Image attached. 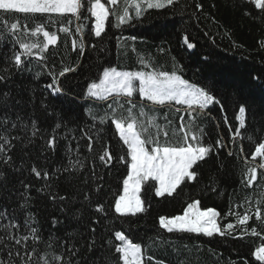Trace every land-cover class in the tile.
I'll list each match as a JSON object with an SVG mask.
<instances>
[{"label":"trees","instance_id":"obj_1","mask_svg":"<svg viewBox=\"0 0 264 264\" xmlns=\"http://www.w3.org/2000/svg\"><path fill=\"white\" fill-rule=\"evenodd\" d=\"M196 3L202 5V10L196 9ZM17 16L21 25L27 23L29 29L33 27L31 20H24L23 14ZM35 19L43 20L44 17ZM109 20L114 24L113 17L110 16ZM11 22H15V18ZM2 23L0 22V27ZM86 23L88 27L84 29L85 50L82 56H77V52L71 50V39L79 41V37H67L63 33H58V45L50 46L49 53L45 54L50 56L46 63L51 67L54 61L57 71L62 64L76 67V62L79 61L75 72L66 73L59 78L62 93H53L47 87L52 78L41 67V61L34 57L28 59L24 70L13 69L10 80L0 83V97L3 93H8L7 106L0 105V117L7 116L16 120L19 116L29 125L35 120L41 130L33 137V143L23 151L19 146L13 150L15 168L0 165V209L7 210L10 214L14 210L15 221L21 226L28 212H31L38 221L33 226L38 227L45 238L51 233L53 238L59 237L67 243L77 241L78 246L89 238L88 224L90 218L97 214L84 201V193L88 192L93 205L106 201L107 208L117 191H122L126 164L113 160L104 166L98 158L93 159V155L85 147V132L95 142L97 130L101 129L100 135L114 155L123 154L127 148L119 140L114 125L110 122L99 124V116L104 114L106 104L100 108L95 127H89L93 121L87 109L93 102L86 97L85 92L87 85L96 79L103 67L119 65L129 70L138 69L136 54L131 52V48L135 47L141 54L150 57L158 67L162 66L170 72L174 66L182 69L177 74L192 83L206 86L221 101L224 111H221V105L213 104L206 110L208 114L199 117L198 122L205 129L203 140L206 144L212 143L215 146V141L222 137L224 147L211 154L206 161L200 162L198 182L181 185L172 197H155L154 193L149 194L146 213L138 214V217L117 218L114 226L120 229L123 225L125 234L134 242L142 244L145 259L147 260L148 255L153 256L151 264L157 260L163 264H179V261L185 259L192 264H259L254 252L256 247L264 243L261 238L264 236V224L255 219L254 211L256 200L260 198V186L264 185V169H258L257 181L251 188L245 187L240 181L248 167L261 162L259 157L256 161H252L251 157L255 147L264 142V48L260 47V42L264 41V11L256 9L245 0H180L169 8L150 9L141 18L133 19L130 24L119 29L106 24V33L102 34L101 39L89 34L94 18ZM75 26V22L70 25L73 32ZM58 27L59 25L50 26V30L57 31ZM185 35L190 37L195 48L186 47L183 43ZM132 37L136 38L134 42ZM92 44L96 47H91ZM125 45L128 46L127 49ZM13 50L20 49L5 30L3 39L0 40V68L4 67L6 58L12 56ZM241 105L246 107V127L241 129L242 136L233 140V133L239 127L236 116ZM175 107L181 106L174 105L171 110L166 107L160 111H171L175 126L178 127V117L184 112L182 110L179 114L175 113ZM57 122L62 126L57 129L55 150H51L45 145V139L50 137L41 136L50 134ZM160 122L164 123L163 120ZM230 128L232 131H229ZM249 136L252 137L251 140ZM229 151L234 155L229 156ZM77 156L84 162L83 169L71 175L65 172L58 180L51 177L47 182L53 183L54 190L67 197L65 201H52L49 199V190L45 188L46 181L37 178L31 168L35 166L51 175L57 168L67 165L70 157L75 160ZM245 160L248 164H245ZM100 176L103 180L98 179ZM25 184L31 187L25 189ZM97 185H103V190L99 193L96 192ZM213 185L215 191L212 190ZM41 188L45 190L38 191ZM25 191L31 197L28 209L20 208L23 202L20 194ZM141 195L143 198V190ZM246 196L250 198V204L245 203ZM192 199H200L202 207L215 208L222 218L230 208L234 212L243 213L245 208L251 207L253 214L247 227H256L261 236L246 235L242 239L238 238L239 228L233 236L211 238L169 234L159 228L158 220L161 215H182L187 202ZM111 215L115 217L114 212ZM53 217L59 221L55 226L52 224ZM125 220L134 223L129 227L124 223ZM228 222L235 223V217L221 219L222 224ZM103 231L97 225V233ZM158 233L164 238L163 241L157 236ZM21 234H24L23 229ZM111 238L114 240V236ZM67 243L64 246L65 255ZM114 243L118 244L119 241L114 240ZM28 244L31 246L32 241L29 240ZM185 245L189 247L185 249ZM96 254L98 253H94ZM105 254L113 259L119 255L114 253V249L108 250L107 245ZM3 255L0 252V257Z\"/></svg>","mask_w":264,"mask_h":264},{"label":"snow or ice","instance_id":"obj_2","mask_svg":"<svg viewBox=\"0 0 264 264\" xmlns=\"http://www.w3.org/2000/svg\"><path fill=\"white\" fill-rule=\"evenodd\" d=\"M179 2L180 0H0V22H3L0 27V40L3 39L6 30L20 49L13 50L12 56L7 57L4 67L0 68V83L10 80L13 69L24 70L28 59L34 57L41 61V67L45 68L52 78L47 87L52 89L53 93H62L63 88L59 78L64 77L66 73L75 72L79 67V61L76 62V67L62 64L59 71L55 69L54 61L53 66L49 67L46 61L50 56L45 54L49 53L50 46L58 45L60 40L58 33H63L67 37L78 36L79 41L71 39V50L77 52V56H82L85 50L84 29L88 27L86 23L88 20L94 18L89 34L101 39L102 34L106 33V24L119 29L123 25L130 24L133 19L141 18L150 9H165ZM245 2L264 11V0H245ZM195 7L197 10H202L200 3H196ZM17 14H23L25 21L31 20L33 27L29 29L27 23L21 25ZM110 16L114 18V24L109 20ZM36 17H44V19L37 20ZM12 18H15V22H11ZM74 22L76 26L73 32L70 25ZM54 25H59L57 31L50 30V26ZM131 39L134 42L136 38ZM183 43L188 49L196 47L187 35L183 36ZM65 47H67L66 43ZM91 47L95 48L96 45L92 44ZM124 47L127 49L128 46ZM260 47L264 48V41L260 42ZM131 52L136 54L138 69L129 70L119 65L103 67L96 79L87 85L85 92L86 97L93 102L87 109L93 121L89 127H95L100 108L106 104L104 114L99 116V124L105 125L110 122L114 125L115 132L118 133L119 140L126 146L127 151L114 155L104 143L100 135L101 129L97 130L95 142L92 136L81 129L87 138L85 147L93 155V159L98 158L104 166L113 160L126 164L122 191H117L113 202L107 208L106 201L96 202L93 205L91 196L88 192L84 193V201L89 207L94 208L97 215L90 218L89 238L79 246L77 241L67 243L59 237L53 238L51 233L45 238L40 229L33 226L38 221L31 212H28L21 226L15 221L14 210L10 214L7 210L0 209V221H6L0 223V252L4 254L0 257V264H151L153 262L151 255L147 256V260L145 259L146 253L142 244L134 242L129 235H126L123 225L117 229L114 220L138 217V214L146 213L149 194L154 193L155 197H172L181 185L198 182L200 162L206 161L211 154L224 147L222 137L215 141V146L204 142L205 129L198 119L208 114L206 110L210 105H221V111H224V108L221 101L206 86L192 83L177 74L178 71L182 72V69L174 66L170 72L162 66L158 67L150 57L141 54L135 47L131 48ZM137 96L139 99H135ZM7 103L8 93H3L0 97V105L6 107ZM174 105L181 106L174 108L175 113L179 114L182 110L184 112L178 117V127L175 126L171 111H160L166 107L171 110ZM238 111L236 119L239 121V127L233 133V140L241 137V129L246 127V107L241 105ZM161 120L164 123H161ZM61 126V123L57 122L50 134H42L41 138L50 137L45 139L48 149L55 150L57 129ZM229 131L232 129L230 128ZM40 132L35 120L29 125L19 116L16 120H11L7 116L0 117V165L15 168L13 150L19 146L23 151L33 143V137ZM249 139L251 140L252 137L249 136ZM78 151L79 146H77ZM228 155L234 154L229 151ZM258 157L261 162L256 166L248 167L242 175L240 182L245 187L251 188L257 181L258 169H264V142L255 147L251 159L256 161ZM245 164H248L247 160ZM83 167L84 162L77 156L75 160L70 157L67 165L57 168L51 175L35 166L31 168V172L37 178L46 181L45 188L49 190V199L55 202L65 201L67 197L55 191L53 183H47L50 178L55 177L58 180L63 173L67 172L71 175ZM98 179L103 180V177L100 176ZM84 182L87 183V180ZM24 187L28 189L31 186L25 184ZM45 188L38 191L43 192ZM102 190L103 185H97L96 192ZM212 190H216L214 185ZM20 195L23 198L20 208L28 209L31 197L26 191ZM259 197L256 200L254 215L258 222L264 224V208H262L264 185L260 186ZM245 203H251L248 196L245 197ZM113 212L115 217L111 215ZM252 214L251 207L245 208L243 213L234 212L230 208L222 218L215 208L202 207L200 199H192L187 202L182 215L171 217L161 215L158 224L160 229L169 234H191L209 238L233 236L239 228L238 238L242 239L246 235L261 236V232L256 227L250 229L247 227ZM227 216H234L235 223L222 224L221 219H226ZM57 223L59 221L53 217V226ZM124 223L131 227L134 222L125 220ZM97 225L104 229L102 233H97ZM22 229L24 234H21ZM112 236L115 241H119L118 244L114 243ZM157 236L164 240L159 233ZM261 238L264 241V236ZM29 240L32 241L31 246L28 244ZM66 243L67 255L64 250ZM40 245H43V248H40ZM105 245L108 250L114 249V253L119 255L115 259L106 255ZM188 247V245L184 246L185 249ZM94 253L98 254L94 255ZM254 256L259 264H264V243L256 247ZM154 264H163V262L157 260ZM179 264H192V262L185 259L179 261Z\"/></svg>","mask_w":264,"mask_h":264},{"label":"rangeland","instance_id":"obj_3","mask_svg":"<svg viewBox=\"0 0 264 264\" xmlns=\"http://www.w3.org/2000/svg\"><path fill=\"white\" fill-rule=\"evenodd\" d=\"M137 98H138V96H137ZM139 99V98H138ZM146 103V102H145ZM211 106V105H210Z\"/></svg>","mask_w":264,"mask_h":264}]
</instances>
